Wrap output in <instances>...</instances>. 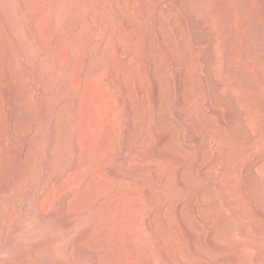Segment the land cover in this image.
I'll list each match as a JSON object with an SVG mask.
<instances>
[{"label": "rangeland", "instance_id": "obj_1", "mask_svg": "<svg viewBox=\"0 0 264 264\" xmlns=\"http://www.w3.org/2000/svg\"><path fill=\"white\" fill-rule=\"evenodd\" d=\"M11 1L17 17L27 19L24 29L26 33L29 32L27 38L34 44V57L32 60L25 58L22 42L17 39L14 28L12 31L9 22L3 18L0 6V37L4 46L1 55H5L3 58L1 56L5 60L0 64V97L3 99L6 66L12 58L18 59V67L20 65L21 70L24 69L20 71L35 91L29 108L33 118L31 129H42H39L40 132L37 130L40 136L34 153L35 165L26 183L32 189L28 197L23 199L20 196L23 199H20L21 203L29 201L31 205L27 208V211L31 208L27 213L30 215L28 220L35 221L36 215L46 209L44 215L47 218L50 210L57 208L54 195L53 198L50 196V200L45 199V210L35 203L40 183L47 173V169H43L44 163L49 160V146L60 142V146L71 148L77 138L76 96L67 90L72 75H80L82 84L94 69H99L101 76L112 61L117 60L123 27L128 22L132 28L123 39L127 60H130L132 82L138 75L142 74L144 78V113L149 125L147 170L145 168V176L140 184L133 180L128 188L139 194L140 216H147L159 207L177 206L183 213L196 250L194 254L191 253L189 235L176 224L167 231L169 239H165L166 248L159 245L151 232L142 229L141 234L145 237L142 238L149 245L147 257L155 264H186L183 263L184 258L191 261L189 264H242L238 259L243 247L264 264V173L250 169L253 162L264 158V81L260 80V76L264 75V0H182L184 5H194L201 21L211 28L209 31L201 21L192 23L193 33L207 43L206 47L197 51L191 49L189 35L180 21L181 14L172 7L174 0H149V9H145L144 0H91L89 7L83 2L77 15L80 26L87 25L92 11L97 15L96 26L91 33L93 42L74 52L72 39L74 41L78 29L72 27L69 10L65 18L67 23L64 24H71L63 36L65 41L61 52L65 51L66 58L61 67L51 45L41 48L33 35L30 20L21 14L22 0ZM161 25L166 26L165 39L174 43L178 68L186 72L180 89L172 62L173 51L166 48L158 35ZM104 26L106 30L103 32ZM51 54L53 56L43 70L41 60ZM201 55L207 57L209 69L205 70ZM75 67L79 70H75ZM223 68H226V75L221 74ZM219 80L224 81V86L217 85ZM234 82L240 87L235 88ZM39 85L44 87L41 89ZM180 93L184 103L179 99ZM250 99L253 104L249 103ZM212 106L220 111V117L211 114ZM3 114L6 122L2 120L1 126L6 133L9 125L6 112ZM71 153L73 157L66 159L65 168L71 166L72 161L75 164V154ZM14 161L15 157L8 155L0 173L1 185L12 178ZM152 172L157 180H153ZM119 184H116V190L125 188ZM145 189L157 194V198L149 199L144 194ZM64 213L57 210L51 219L48 218L49 223L39 227L37 237L15 247L8 261L22 257L27 264H34V250L44 243H51L52 237H70L74 228L80 231L81 223L88 218L87 212L82 210L70 215ZM68 218L73 219V224ZM217 229L220 232L223 229L222 236H219L222 238L212 233ZM68 243V254L76 255L78 248L76 244L73 245V238ZM161 245L163 249L168 247L169 255ZM104 263L113 264L112 261L100 262Z\"/></svg>", "mask_w": 264, "mask_h": 264}, {"label": "bare ground", "instance_id": "obj_2", "mask_svg": "<svg viewBox=\"0 0 264 264\" xmlns=\"http://www.w3.org/2000/svg\"><path fill=\"white\" fill-rule=\"evenodd\" d=\"M83 2H86L88 7L91 4V0H22V16L26 15L30 20L32 33L38 40L40 47L44 49L51 45V50H53V54L56 53L57 62L60 67L63 60H65V51L61 52V48L65 41L63 36L69 28L67 26L71 24L65 25L67 23H65V21H67V19L65 20L66 14L69 10L71 11H69V13L72 14V27L78 29L74 41L72 39L74 52L93 42L91 33L95 29L97 15L91 10L92 12L89 13L88 22L86 21L87 25L84 27H82L83 25L80 26L77 15L81 8L80 5ZM0 6L3 9V11L1 10L4 13L3 18L5 17L6 21L9 22L12 31L14 28L15 35L18 36L17 39H20L19 41L22 42L25 58H30V60H32L34 57V44L32 45L31 41L28 39L29 37L27 38V35H29L28 29V33H26L25 30L27 19L22 20L20 17H17V13L14 10L15 6H13L11 0H0ZM144 7L145 9H149V0H144ZM172 7L181 14L180 21L186 28L187 35H189V44L191 43L192 46L191 49L197 51L202 47H206L207 43L205 39L196 36L191 27L193 22L197 23V21L202 20V18H199L200 15H198L197 8L191 3L184 5L182 0H174ZM202 23L211 31V28L208 27L206 22ZM131 28L130 24L125 22L122 33L123 39ZM165 29L166 26L161 25L158 35L166 48L171 50V52L173 51L172 62L177 71L178 86L180 89L183 85L182 81L186 78V72L182 71L181 68L179 69L177 66L178 59L174 53V43H172L170 39H165ZM105 30L106 26L102 28L103 32ZM123 39L119 47L118 58L116 57L117 60L115 59V62L112 61L108 69L103 72L101 76L99 75V69H94L89 73L87 76L88 78H85L82 84V80H80L79 77L80 75H72L73 77L67 90L76 96V114L79 125L78 133H76L77 138L71 148L63 145L60 146V142H58V145L49 146V160L44 163L46 168L44 167L43 169H47V173L44 174L40 183L39 195L37 203L35 204L40 208H43V206L46 208L44 205L45 199L49 198L50 200V196L52 195V198L54 196V198H56L57 208H55V210L49 209V214L46 213L48 214L47 218V215H44L47 209L45 210V208H43L45 211L40 209L43 214L38 212L40 215L37 214V218L35 217V221L32 222H30L31 219L28 220L29 214H27L31 209L29 208L27 211L28 206L31 207L30 203H28L29 201H26L29 205L25 202L21 203V201H23L24 197L26 198L29 196L32 189V186H26V183L30 173H33L31 170H33L32 167L35 165L33 162H35L36 158H34V153L40 136L38 133L40 128L38 126L39 129L35 127L38 131L31 129L33 118L32 114L29 112L35 91L31 89L30 84H27L28 79L22 74L23 72H21L24 69L21 70L20 65L18 67V59L12 58L6 66L3 80V99L0 97V173L2 167L8 160V155L14 156L15 161L12 178L7 184H0V264H4L6 260V264H27L24 258L18 257V255V258H15L13 261L8 260L9 257L13 255L15 247L27 244L33 237L38 236L39 227L49 223L48 218L51 219L52 215L55 214L57 210L65 212L67 215H70V213L76 210H82L87 212L88 218H85L83 223H81L80 231L77 232V228H74L75 231H73L70 237H61L59 239L52 237L51 243L47 241L48 243L42 244V246L39 247L40 249L34 250L35 252L32 251L34 253L32 257L34 259V264H100V262L103 263V261H112L113 264H155L154 260L147 257L149 256L147 255L149 245L147 246L146 244H148V242H144L142 238L144 237L141 234L142 229L151 232L159 242V245L162 244L165 247V239H169L167 231L173 229L176 224L180 225L185 233L189 235L191 240V253L194 254L196 252L193 247L194 241L184 221L185 219L182 216L183 213L177 206L174 208L159 207L147 216H140L141 203L138 197L139 194L128 188L130 181L135 180L140 184L145 176V168L148 164L147 157L149 156V125L146 118L147 116H145L144 113V78L142 74L136 75L137 77L134 82H132L133 80L130 73L131 67L129 64L130 60H127V52L124 45L125 39ZM2 42V38L0 37L1 65L5 60H2L5 55H1V52H3L2 47L4 48ZM51 50H49V52ZM53 54L41 60L42 63H40V66L43 70ZM202 55L201 58L203 59L205 70L209 69V61L206 56ZM82 60L83 59H81V61ZM77 62L78 61H76V64ZM75 68V70H79L78 68H80V66ZM225 69H222V75H226ZM102 71H104V69H102ZM41 72L42 70H40V73ZM260 80L262 82L264 81V75L260 76ZM235 82L233 83L234 87H240L236 85ZM217 83L219 87L224 86V81L222 80H219ZM39 86L41 89L44 87L43 85ZM181 94L182 93L179 94V99L182 98H180ZM183 99L180 101L183 102ZM251 99L249 103L253 102ZM5 112L9 125V131L6 133H4V128L1 126L3 116H5L3 113ZM211 112V114L220 117V111L214 109V107L211 109ZM228 120L229 118H227V121ZM5 122L3 120V123ZM3 126H5V124ZM71 152L75 154V164L73 165L72 161L71 166L65 168L64 164L66 159L68 160V157L72 156ZM250 169L252 171L261 170L264 173V158L253 162L250 165ZM152 178L153 180H157L153 172ZM117 183L122 184L125 188L116 190L115 186ZM53 190L55 191L52 192ZM144 194L149 199H155L157 195L147 189L144 190ZM20 196L23 199H21ZM68 221L73 224L72 218H68ZM50 224H52V222ZM222 230L220 232V230L217 229L212 233L217 235L218 238H222L219 237L222 236ZM70 238H73L75 243L72 244H76L75 246L78 248L77 254L74 256L67 252L69 250L67 248ZM167 249L163 250H166V255H169L170 252L168 254ZM240 249L239 252L241 254H239L240 257L238 260L242 264L263 263L260 258H255L253 253L247 252L243 247ZM171 258L173 257L171 256ZM180 259L183 258L180 257ZM183 260L185 261L183 263L186 264L191 262H188L189 260H185V258Z\"/></svg>", "mask_w": 264, "mask_h": 264}]
</instances>
